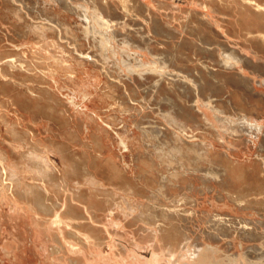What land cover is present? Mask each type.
<instances>
[{
	"label": "bare ground",
	"instance_id": "1",
	"mask_svg": "<svg viewBox=\"0 0 264 264\" xmlns=\"http://www.w3.org/2000/svg\"><path fill=\"white\" fill-rule=\"evenodd\" d=\"M52 1L61 8L64 6L69 9L72 16H80L84 21L83 42L90 43L89 48L84 49L80 44L85 45L83 42L77 43L64 35L61 36V24L52 21L45 12L33 14V8L27 7L26 0H12L17 7L16 10H8L10 17L16 21L21 19L19 24L22 28L21 36L30 34L36 43L25 51L32 62L24 58L11 57L0 67V77L5 84L28 79L43 78L46 81L44 76L48 70L51 73L47 74L54 79L64 76L67 81V78L75 74L80 80H84V83L76 87L92 84L97 88L87 99L88 113L84 115L83 120L80 119L83 122V131L86 130L83 134L72 131L71 128V133L65 134V140L45 143L39 141L38 135L30 128L18 129L12 125L8 126V131L15 137L16 142L9 144L12 146V152L7 147H0V218L5 214L2 210L3 205H9L12 217L19 218L33 212V222L37 226L41 225L40 222L46 215H53V222H50L52 225L48 223L50 225L48 231L51 232L58 230L56 226L59 224L63 225L62 219L66 215H70V219L81 221L89 218L92 220L91 223L79 225L80 228L84 226L89 228L91 231L89 236L70 232L71 238L65 237L68 239L66 245L69 249L84 257V264H89L86 258L92 256L88 253L89 245L99 250L106 242L110 244L111 239L108 241L104 239L106 229L113 228L115 234L122 236V232L130 227H133L136 233L141 232L142 238L143 233H147L152 244L149 248L157 250L160 246L163 247L166 257H174L180 252L182 259L193 257L194 260L199 259L201 262L204 259L206 261V258H213L224 245H227L229 251L235 250L228 257L230 263L234 261L237 264L244 258L248 264H264V215L260 211L264 209V202H259L260 208L257 209L252 205L254 200L250 198L256 196L257 199H263L264 189L247 185L236 186L234 190L231 188L234 182L231 173L234 162L232 163L230 159V153L225 157L216 150L213 143L206 141L203 143L196 136H189L185 128L177 125L173 117L164 116L166 111L161 108L159 112L155 108L152 109L157 115L162 116L165 125L150 121L148 124L135 126L142 129L145 133L143 135L136 134L135 127L126 130L119 125L125 113L134 111L131 114L137 115L139 105L145 108L152 107L147 103L151 90L142 88L147 95L141 97L138 93L141 88L132 87H177L181 94L189 87L195 94L194 103L198 107L201 83L204 79L210 85L220 86L226 85L225 79L229 78V83L240 84L250 92H254L255 87L264 85V24L259 23L240 30L234 24L225 30L215 16L216 8L213 9V6H219L222 11L231 12V16L234 17L238 10L236 6L242 5L258 19L259 13L264 15V0H218L221 3L214 0H201V3H196L198 0H193V3L187 5L188 20L193 16L190 10L198 8L199 24L190 26H193V31L202 35L206 31L201 29L200 23L208 21L212 26V31L208 32L214 34L216 40L213 39L217 41L219 38L217 42L226 41L227 44H216L219 53L215 54L218 59L213 57L220 61L222 74H219L216 67L212 68L206 62L197 63V58L194 57L188 61L181 60L176 64L179 69L174 68L175 64L172 65V62L175 60V53L171 54L175 50L155 51L156 48L152 46L163 44L165 40L158 41V38H152L140 30H125L124 23L114 25V17L107 16L95 0ZM118 1L124 3L123 10L127 8L128 12L135 16L139 14L141 8L151 10L148 0ZM102 4L109 7L113 0H103ZM136 19L137 17L133 21ZM159 22L164 24L161 20ZM168 22L166 20V23ZM160 28L169 37L177 35V30L171 27L163 25ZM47 33H52L53 38L58 33L59 43L56 47L51 41L46 40ZM133 33L138 34L139 39L134 38ZM153 33L157 35L155 31ZM225 33H229L231 37ZM198 41L202 42L201 39ZM171 42L172 40H167V43ZM207 47L212 49L211 46ZM16 48L19 46L16 45ZM46 51L50 52L51 57L45 55ZM70 57L78 61L79 67L72 64ZM194 62L196 63L191 66ZM214 65L215 63L213 67ZM189 66L193 69H187ZM52 82L53 80L50 81ZM116 87H123V92L118 94ZM26 88L36 98L41 97L37 90L39 87ZM106 97L112 99L113 103H110V108L101 111L97 104ZM212 97L210 96L202 105L203 111L199 107L198 110L207 117L213 114L217 121H225L233 131H241L243 134L238 136L231 133V139L244 153L248 154L251 151L257 144L256 139L260 143L261 152H264V125L253 121L245 113L230 118ZM162 99L170 98L162 96ZM79 100L81 98L73 99L76 106H80ZM91 107L95 110H90ZM192 107L195 108L194 105ZM40 110L34 108L31 112L36 116ZM112 110L115 111L114 114L110 113ZM106 112L109 113L104 116ZM71 117L75 118L76 115ZM0 119L2 120L1 117ZM170 127L171 134L168 133ZM210 127L221 136L214 124ZM170 137H173L171 141H176L191 151L173 145L167 140ZM120 138L123 140L122 143H119ZM106 139H110L117 147L119 160L114 156L104 158L102 153L96 152V148L103 147ZM90 152H95L93 161L89 160ZM128 156L130 159H127ZM204 164L207 166L204 167ZM164 169L167 171L164 172ZM139 170L142 171L140 174ZM262 172L264 174V171ZM150 175L156 180V188H151L145 183L147 194L141 193L131 184L133 179L144 181ZM196 179L201 182L200 185L194 183ZM22 202L25 206H20ZM205 202L209 203L210 210L203 208ZM216 206L225 211L219 212L215 209ZM249 210L252 211L250 216L239 215V212ZM74 212H80L84 218L71 216ZM255 213L262 215L263 218L255 217ZM70 227L78 226L72 224ZM168 227L172 230L174 241L165 234ZM61 231L62 229L59 230ZM73 238L76 240H72ZM247 242L254 244L246 246ZM15 247L17 246L9 242L3 245V250L6 253L11 251L19 260V264H24L31 255L27 249L19 246L14 249ZM113 247L117 249L116 253L121 258L128 255L127 248L118 244H114ZM19 249H22V255ZM37 249L40 254L46 251L43 245L41 247L38 245ZM52 251L50 254L54 255ZM72 260L70 262L73 264L78 262L74 257Z\"/></svg>",
	"mask_w": 264,
	"mask_h": 264
},
{
	"label": "rangeland",
	"instance_id": "2",
	"mask_svg": "<svg viewBox=\"0 0 264 264\" xmlns=\"http://www.w3.org/2000/svg\"><path fill=\"white\" fill-rule=\"evenodd\" d=\"M26 1L27 7L33 8V14L38 15L39 12H45L47 17H50L52 21H55L57 24H61V36L64 35V37L77 43L85 41V39L83 38L85 23L81 20L80 16H72V13L69 9L65 8L64 6L61 8L52 0ZM95 1L99 3L103 12L107 16H110L111 18L114 17V25L117 26L118 24L121 25V23H124L123 28L125 30H140L145 34L150 35V37L152 38H158V41L165 40L166 42L163 44H152V46L156 48L155 51H164V49H167L169 51L175 50L171 54L173 55V53H175V60H173L172 62V65L175 64L173 66L174 68L179 69L176 64L181 60L188 61L189 59L194 57L197 58V63H201V61H203V63L206 62V64L210 67H216L215 69L218 70L219 74H222V65L220 61L213 59V57L218 59L215 54V52L217 54L219 53L217 45L227 43L226 41L217 42L218 40H220L219 38L217 41H215L216 38L215 36H213L214 34L208 32L212 31V26L208 21L200 23V25L202 26L201 29L206 31L202 35H199L198 33L192 30L193 26L190 27L191 25L199 24L197 23L199 22L197 19V16L199 15L197 12L198 8H192V10H190L193 16L191 20H188L189 8L187 5H189V3H193V0H148L150 2L149 5L151 7V10H145L141 8L137 16H135L134 14H130V12H128L129 9L127 8L123 10L122 8L124 6V3H122L121 1L113 0V4L109 7L102 4L103 0ZM214 1L221 3L218 0ZM195 2L201 3V0ZM15 7L17 6L12 2V0H0V67H2L3 63L9 60L11 57L24 58L26 61L32 62V60H30L29 55L26 56L25 51L30 48L34 43H36V41L33 40L34 37L30 34H25V36H21L22 28L19 26L21 19H18L16 21L12 17H10L8 13V10H14ZM236 7L238 10L236 11V13H234L233 17L231 16V12H229L228 10L222 11L219 6H213V9L216 8L217 10H215V16L216 18H218L217 20L220 21V25L223 26L225 30H228L229 27L234 24L238 27L239 30L247 29L249 26L252 25L256 26L259 23L264 24L263 14L259 13L260 15L258 17L260 19H257L255 14L249 13L250 11L247 9V7H244L242 5H237ZM168 13H170V15ZM136 17L137 19L134 22L133 20ZM158 19L163 21L164 24H160ZM166 20L169 22L166 23ZM163 25L167 28L171 27L172 29L177 30V35L173 38L169 37L160 28ZM253 29L256 30V28ZM153 31H155L157 35H155ZM56 34L57 36L55 35V38H53L52 33H47L46 39L51 41L53 43V46L55 47L59 43V41L57 40V37L59 35L58 33ZM225 34H227L226 36L231 37L229 33ZM135 37L136 39H139L140 36L138 34H134V38ZM211 38H214L215 40H212ZM168 39L172 40V42L167 43ZM198 39H201L202 42H199ZM238 42L240 43L241 41L239 40ZM80 44L83 46L84 49H88L90 46V43H84L85 45H83L82 43ZM16 45H18L19 48H16ZM207 46H211L212 49H208ZM214 46H216V50ZM176 50L180 54L177 53ZM45 55L51 57L49 51H46ZM70 58L72 60V64L75 67H79L77 65L78 61L74 60L73 57ZM196 62L192 63L191 66L194 65ZM213 63H215L214 67ZM191 66L187 67V69H193V67ZM48 72L51 73V71H45L44 77L46 81H44L43 78L41 80L28 79V81L16 80L10 84H5L3 79L0 77V117L2 118V120L0 119V147H7V149L12 152V146H10L9 144H15L16 141H14L15 137L12 136L11 132L8 131L9 125L17 127L18 129L30 128L32 131H35V133L38 135V140H41L45 143L57 141L61 142L65 140L64 136L66 133H71V128L72 131L75 130V132L78 131L81 134L86 132V130L85 132L83 131V122H81L80 119L83 120L84 115L88 113L87 99L89 96L92 95L93 91L97 87L95 88V86L92 84H89L86 87H76L79 84L84 83V80H80V77H76L75 74H72L69 78H67L66 81V78L64 76H58L56 77V79H54L51 75L47 74ZM228 79H225L226 85L222 84L220 86L210 85L206 81V79L203 80L200 88L201 96L198 105L199 109L203 111L204 109L202 105L206 103L210 96H213L212 99L217 100L216 103L226 111L230 118H233L234 115L245 113L248 114L250 118L253 119V121H258L259 123L264 125V85H259L255 87L254 92H250L245 89V87H243L242 85L240 86V84H237L235 82L229 83ZM51 80H53L52 83H50ZM26 87H39L37 90L41 93V97H37V99L36 96H33L27 90ZM132 88H141L138 90V93L141 97L147 95V92H145L142 88H149L151 91H149L148 93L147 103L152 107L147 106L145 108L139 105L137 108L139 112L138 110L136 111V109H134L136 112H138L136 113L137 115L131 114L134 111H129L128 113H125L123 120L120 119V126H123L126 130H131V128L134 129L135 126H141L144 125V123L148 124L150 121L151 123L158 122V124L164 126V119L162 118V116L157 115L154 109L152 108H155L157 112L160 111L159 108L164 109V111L166 112H164L163 115L170 118L173 117L176 120L177 125L184 127L186 133L189 136H196L197 138L202 140L203 143H205V141L208 143H213L215 145L216 150L225 157L226 154L230 153V159L232 163L234 162L231 170V173L234 177V182L233 184H231V188L233 190L236 188V186L245 185L264 189V174L262 172L264 171V156H261V154H264V152H261L259 146L260 143L258 139L255 140L257 144L254 145V147L248 154L244 153L242 150H240V148H237L236 145L233 143V139H231V133H236L237 136L240 134L242 135L243 133L241 131H233L229 128L225 121H217L213 114L208 115L207 117L206 114L201 113L198 110V107H196L197 104L194 103L195 94L189 87L188 89H184L185 92H183L182 94L177 87ZM116 89L117 93L121 94L124 88L116 87ZM102 95L103 94H101V96ZM139 95H137L138 99ZM162 96L169 97L170 99L164 100L162 99ZM75 98H81V100H79L80 106H76L74 104L73 99ZM110 103L112 104L113 100L106 97L104 98V101H99L97 106L100 108L101 111H105L106 108L111 107ZM193 105L195 106V108L192 107ZM34 108L41 109L36 116L33 115L31 112ZM90 110L95 109H92L91 107ZM107 113L109 112H106V114L103 115L106 116L108 115ZM110 113L114 114L115 111L112 110ZM74 114L76 115V117L72 118L71 115L73 116ZM69 123H71V126L68 127ZM212 124L216 126L221 136H218L215 131L210 127V125ZM135 129H137L136 134L143 135L144 132L142 131V129H138L136 127ZM170 129L169 130L171 132L168 131L169 134L172 133V128L170 127ZM168 138L167 140H169L173 145L185 148V150L187 151H191L188 149V147L182 146L181 144L176 143V141H171L173 137H170V139ZM237 140L240 141V139ZM122 142L123 140L122 138H120L119 143ZM148 149L150 150L151 147H149ZM97 151L99 153H102L104 158H110L113 156L115 157V159L119 158V155L117 154L119 151L117 150V147L112 144V141L110 139H106L104 141L103 147L96 148V152ZM88 157L89 160L93 161L95 157V152L88 153ZM127 159H130V157L128 156ZM105 165H107V163H105ZM205 166H207V164H204V167ZM163 171L165 172L167 170L164 169ZM141 172V170L138 171L139 174ZM153 173L155 174L154 171ZM145 183H148L151 188H156V180L152 178V175H150L144 181L141 179H133L131 182V184L138 191L143 194H147V186L145 185ZM194 183L196 185H200L201 182L196 179L194 180ZM250 198L254 200L252 205L254 207L256 206L257 209L260 208L258 207V203L264 202V198L257 199L258 197L256 196ZM20 200L24 202L23 199ZM53 200L56 201V199ZM23 202L22 204H20V206H25V203ZM203 208L205 210L211 209L208 202H205ZM215 209L219 212L225 211L220 206H216ZM2 210L5 214L3 218H0V264H19V260L16 259L14 253H12L11 251L6 253L3 250V245L9 242L12 243L14 246H19L28 250L31 256H29V258L26 260V262H24V264H73L72 262H70V260L73 261V257L74 259H78V262L75 264H84V257H81V255H79L78 253L71 251V249H69V247L66 245L67 240L71 238L69 236L70 232L78 233L82 236H89L88 234L91 232L87 226H84L82 228L79 227L81 223L92 222V220H90L89 218L85 219L80 212H74L71 216L81 217L84 218V220L81 221L70 219V215H66L67 217L65 216L62 219L63 225L60 226L59 224L58 226H56V229L58 230H52L51 232L48 231V227H50L48 223H50L51 221L53 222V215H46L44 220L40 219V221L42 220L41 222L38 220L41 225L37 226L33 222V212H31L30 215L18 218L17 216L12 217L13 214L9 208V205H3ZM64 211L66 212L65 208ZM260 211L261 214L264 215V209ZM8 213H11V215L9 216ZM250 213H252L251 210L239 212V215L245 214L244 216H250ZM261 216L260 214L258 215L257 213H255V217L262 219L263 217ZM50 224L52 225V223ZM72 224L77 225L78 227L71 228L70 226ZM193 228L197 229L194 226ZM61 229L62 231L59 232V230ZM108 229L110 231L107 229L105 230L106 238L104 239L106 241H108V239H111L110 244L108 245L105 241V245L99 250L94 249L92 245H89L87 247L88 253L92 256L86 258L87 263L236 264V262L234 261L231 263L228 261L230 253L234 252L235 250L232 249L231 251H229L226 247L227 245H224V248L222 247L221 250L217 254H215L213 258L210 257V259L212 260L206 258V261H204V259L199 262V259L194 260L193 257L182 259L180 252L174 257H166V255H164V249L161 246L157 250L153 249L152 247L149 248V246H151L152 244L148 240V234L143 233L142 231L144 235V238H142L140 237L141 232L136 233L133 227H130L128 228V230L122 232V236L115 234L113 228ZM165 234H167L169 239H172L174 241V235L169 227L167 228ZM65 237H67L68 239ZM72 240L76 239L73 238ZM79 244L81 243L79 242ZM114 244H118L121 247L123 246L124 248H127L126 252L128 253V255L124 256V258L118 256V254L116 253L117 249L113 247ZM137 244H139V246ZM251 244H254V242L245 243L246 246ZM38 245L40 247L43 245L46 248V251L40 254L37 249ZM17 247H15L14 249H17ZM52 249L54 251H52ZM19 250L20 255H22V249ZM51 251L54 252V255L50 254ZM240 251L242 253L244 252V250ZM48 254H50L49 257ZM46 257L48 259H46ZM237 264L248 263L245 261L244 258H241L240 261L237 262Z\"/></svg>",
	"mask_w": 264,
	"mask_h": 264
}]
</instances>
